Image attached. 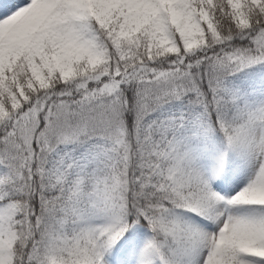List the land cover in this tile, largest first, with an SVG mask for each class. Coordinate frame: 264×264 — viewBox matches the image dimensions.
<instances>
[{"label":"snow or ice","instance_id":"1","mask_svg":"<svg viewBox=\"0 0 264 264\" xmlns=\"http://www.w3.org/2000/svg\"><path fill=\"white\" fill-rule=\"evenodd\" d=\"M0 264H264V0H0Z\"/></svg>","mask_w":264,"mask_h":264}]
</instances>
